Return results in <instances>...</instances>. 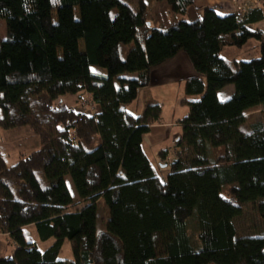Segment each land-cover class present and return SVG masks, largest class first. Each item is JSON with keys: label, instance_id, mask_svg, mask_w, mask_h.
Wrapping results in <instances>:
<instances>
[{"label": "trees", "instance_id": "16d2710c", "mask_svg": "<svg viewBox=\"0 0 264 264\" xmlns=\"http://www.w3.org/2000/svg\"><path fill=\"white\" fill-rule=\"evenodd\" d=\"M146 1L0 0L13 46L0 44V235L15 245L0 264H264V234L237 238L234 226L246 204L264 222V121L240 130L248 112L264 110V33L252 28L262 10L238 22L192 0ZM251 39L258 59L220 58L222 48ZM180 54L195 73L185 94L198 99L181 102L187 112L161 182L142 148L161 109L151 104L133 116L125 108ZM228 86L234 94L219 101ZM83 94L98 112L57 105ZM167 153L159 152L161 165ZM99 202L108 211L102 232ZM27 227L54 243L39 251ZM65 241L73 260L58 259Z\"/></svg>", "mask_w": 264, "mask_h": 264}, {"label": "rangeland", "instance_id": "374dc122", "mask_svg": "<svg viewBox=\"0 0 264 264\" xmlns=\"http://www.w3.org/2000/svg\"><path fill=\"white\" fill-rule=\"evenodd\" d=\"M123 1V0H122ZM223 1V0H222ZM224 2V1H223ZM225 3V2H224ZM226 4V3H225ZM228 10H233L229 4H226ZM264 9V6H263ZM262 9V10H263ZM75 17L78 19V11L75 9ZM116 12H113V15ZM261 31H264V23L260 26ZM6 26L3 21H0V44L2 49L5 45L13 47L6 43ZM260 57L259 43L251 39L242 48L236 47H224L220 52V58L227 64H231L233 61L237 62H249ZM195 73L189 63L188 58L184 54H180L171 60L166 65L156 69L150 75V83L148 87H145L138 91L137 100L125 109L133 116H139L142 114L144 108L147 105L155 104L161 109V122L154 125L159 128L154 132L147 134L142 143V148L151 163L152 170L155 176L161 181L165 182L169 173V165L176 152L175 140L180 135V129L177 127V121L181 119L187 112V107L182 104L183 100H197V97H187L185 94V84L187 79L194 77ZM127 76V74L125 75ZM63 105L64 107H71L76 112H82L88 116L95 113V107L91 104L87 95L81 96H66L61 98L57 105ZM264 121V110L257 108L248 112L245 115V123L241 125L240 130L244 133L250 131V126L254 123ZM165 123V124H163ZM165 125V126H164ZM3 134L0 132V137ZM98 140L94 141L92 149L97 146ZM17 146V144H16ZM18 147V146H17ZM90 148V149H91ZM9 164H13L17 159V153L15 150L10 149ZM166 150L167 159L164 165L160 164L159 152ZM68 189L71 197L77 198L74 187L69 179L66 178ZM77 201V199H75ZM87 203H81L78 208L87 206ZM77 208V206H75ZM75 208L73 210H75ZM72 210V211H73ZM97 220L96 231L102 232L105 230V225L108 220V211L102 202L97 204ZM234 226L237 232V238L243 237H261L264 234V222L259 218L258 212L254 205L246 204L243 207L242 214L234 219ZM189 234L195 238L194 222L188 224ZM28 234V240L39 251H44L49 248L54 239H50L46 242H42L38 239L35 228L32 227L26 230ZM15 249V245L12 241L6 240L3 247V251L6 255H11ZM58 259L61 261L73 260L72 250L70 244L65 241L62 245L60 255Z\"/></svg>", "mask_w": 264, "mask_h": 264}, {"label": "crops", "instance_id": "0c3cea01", "mask_svg": "<svg viewBox=\"0 0 264 264\" xmlns=\"http://www.w3.org/2000/svg\"><path fill=\"white\" fill-rule=\"evenodd\" d=\"M192 2L194 4L195 8L199 9V10L204 8V7H210V8L219 9V11H221L222 14L230 13L226 4L222 0H192ZM146 5L148 8H151L153 6V1L147 0ZM261 12L263 15V20L260 23L253 24V27H252L253 29H258L260 31H261L260 26L264 23V9ZM262 32L264 33V31H262ZM90 73L92 75H95L98 77H105L107 75V72L105 70L98 69V68H91ZM123 77L126 79L127 78L129 79V78H135V75H127V76L124 75ZM233 94H234L233 86H228V87L224 88L222 91L218 92L217 96H218L219 101L225 102V101L229 100ZM94 110H95V113L98 112V109L95 108ZM163 124H165V123H163ZM177 127H178V124H177ZM158 128H159L158 126H152L150 129V132H154ZM0 140H2V137H0ZM9 158H10V153L8 154V156L6 158L7 164H9V162H8ZM30 228H32V227H27L26 230H28ZM6 240H9L7 235H0V253L2 252V255H4V256H8L3 251V247L5 245Z\"/></svg>", "mask_w": 264, "mask_h": 264}, {"label": "built area", "instance_id": "2783aa9c", "mask_svg": "<svg viewBox=\"0 0 264 264\" xmlns=\"http://www.w3.org/2000/svg\"><path fill=\"white\" fill-rule=\"evenodd\" d=\"M226 4H229L233 10L232 14L238 19V22L243 21V17L255 10H262L264 6V0H223Z\"/></svg>", "mask_w": 264, "mask_h": 264}]
</instances>
